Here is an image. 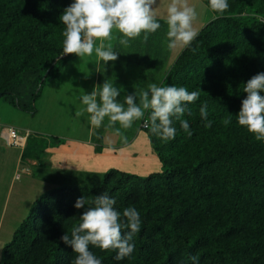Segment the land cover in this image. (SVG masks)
Masks as SVG:
<instances>
[{
	"label": "trees",
	"instance_id": "16d2710c",
	"mask_svg": "<svg viewBox=\"0 0 264 264\" xmlns=\"http://www.w3.org/2000/svg\"><path fill=\"white\" fill-rule=\"evenodd\" d=\"M201 1L211 10L208 0ZM72 2L0 0V99L36 112L34 103L47 81L59 78L77 57L62 56L43 81L62 55L65 26L59 17ZM228 3L223 14L211 10L215 19L192 42L197 52L184 49L158 84L200 93L187 105L191 115L183 117L192 136L174 121L175 139L163 142L152 133L147 113L138 120V131L146 133L163 171L141 177L111 169L100 182L99 175L85 174L90 183L60 186L41 196L4 247L1 264H72L76 254L60 237L71 236L80 222L83 209L74 204L83 196L90 206L104 192L116 199L121 212L137 209L141 230L134 237V252L123 260L115 259V251L90 246L102 264H192L191 256H198L199 264H264V142L236 118L246 96L243 84L264 72V22L257 19L264 16V0ZM130 46L118 50L128 56L123 69L151 59L150 40L143 43L141 37ZM108 64L113 76L118 66ZM204 101L211 128L199 115ZM229 117L232 123L224 126ZM64 144L59 137L28 134L21 159L43 167L47 150ZM92 144L96 153L103 151L102 136L93 135Z\"/></svg>",
	"mask_w": 264,
	"mask_h": 264
},
{
	"label": "clouds",
	"instance_id": "9594fccd",
	"mask_svg": "<svg viewBox=\"0 0 264 264\" xmlns=\"http://www.w3.org/2000/svg\"><path fill=\"white\" fill-rule=\"evenodd\" d=\"M208 3L216 13L223 14L229 9L228 0H208ZM159 7L160 0H73L59 17L65 26L61 57L74 54L83 59L95 52L98 71L99 61L107 64L119 58L112 44L104 43L112 38L113 31L121 34L119 44L124 48L141 36L142 42L147 43L150 36L161 28ZM197 15L196 7L189 0H170L163 17L167 25L166 46L169 51L191 49L193 54L197 52L198 48L191 47L199 34L195 27ZM257 19L264 22V16ZM243 92L246 96L236 115L237 123L253 134L257 141L264 142V95H261L264 92V72L257 73L244 83ZM120 96V90L106 80L102 85L95 86L90 94L82 95L85 107L75 115L80 117L87 113L93 129L102 127L107 118L106 127L113 129L114 135L125 144L127 137L121 129L131 128L146 113L152 133L163 142L175 139L177 129L173 126L174 121H179L182 130L192 136L189 122L183 117L185 113L191 115L187 105L199 99L198 91L189 92L184 86L152 83L147 90L127 94L122 102ZM199 115L204 127L211 128L213 122L209 119L207 101L202 103ZM222 123L228 126L232 123L231 118H225ZM117 124L119 127H116ZM116 204V199L107 192L96 195L90 206H86L89 201L85 197L77 199L74 207L83 209L79 215L80 222L73 227L71 236L65 233L60 237V241L76 254L72 264H102L90 246L102 251H115L116 260L132 255L134 237L141 230L140 214L131 206L121 212ZM190 260L192 264H199L198 256H191Z\"/></svg>",
	"mask_w": 264,
	"mask_h": 264
},
{
	"label": "rangeland",
	"instance_id": "374dc122",
	"mask_svg": "<svg viewBox=\"0 0 264 264\" xmlns=\"http://www.w3.org/2000/svg\"><path fill=\"white\" fill-rule=\"evenodd\" d=\"M169 2L170 0H160L158 13L161 17L159 20L161 28L149 38L153 48L149 54L151 59L145 63L139 64L135 61L130 69H123V65H127L124 60L128 56L123 57L124 54H120L115 61L118 66L117 72L111 76L110 65L104 64L103 61H99L97 71L98 58L93 52L91 56H85L83 59L78 56L72 59L64 66L59 78L47 81L40 97L34 103L36 112H24L5 99H0V264L3 261L4 247L13 240L15 232L27 219L34 202L41 196L66 184L79 185L83 181L90 183L91 179L87 181L85 174L99 175L97 182H100L101 175L111 169L141 177L163 171L146 133L138 131L139 121L134 122L127 130L121 129L127 137L125 144L119 136L114 135L113 129H108L106 126L93 129L88 122L87 113L80 117H76L75 114L85 107L82 104V95L90 94L95 86L102 85L106 80L120 90L121 102L129 93L147 90L149 84L160 85L164 75L184 50L177 49L171 52L166 46L167 25L163 17ZM189 3L196 7L198 15L195 27L199 33L204 26L215 19V15L201 0H189ZM120 38L121 34L114 30L112 38L104 43L106 45L111 43L113 51L117 53L119 49L122 51L129 49L131 46L124 48L119 44ZM116 127L119 125L117 124ZM6 128L16 130L20 136L38 134L50 140L59 137L65 140V143L66 139H88L92 142L93 135L102 136L104 146L102 152L105 151V154L99 158L102 165L98 166L102 171H86L80 181L76 175L67 173H60L56 175L57 180H52L53 172L47 163L49 155L47 154L46 164L43 167L32 165L26 160L22 161V149L10 146L1 135ZM151 158H155L156 161ZM24 169H28L30 174H26ZM95 180L96 178L92 182Z\"/></svg>",
	"mask_w": 264,
	"mask_h": 264
},
{
	"label": "crops",
	"instance_id": "0c3cea01",
	"mask_svg": "<svg viewBox=\"0 0 264 264\" xmlns=\"http://www.w3.org/2000/svg\"><path fill=\"white\" fill-rule=\"evenodd\" d=\"M142 141L144 142L145 140ZM47 154L49 155L47 163L53 172L52 180H57L56 175L60 173H67L76 175L80 181V178L82 179V175L86 171H102L98 167L102 165V161L99 158L102 154H105V151L101 154H96L95 146L88 139H66L64 145L47 150ZM154 159L151 158V160L156 161ZM27 162H30L32 165H37L35 161L29 160ZM24 172L30 174L28 169H24Z\"/></svg>",
	"mask_w": 264,
	"mask_h": 264
},
{
	"label": "built area",
	"instance_id": "2783aa9c",
	"mask_svg": "<svg viewBox=\"0 0 264 264\" xmlns=\"http://www.w3.org/2000/svg\"><path fill=\"white\" fill-rule=\"evenodd\" d=\"M145 127H147V125H145ZM2 136L7 140L10 146L23 149L26 144L28 134L26 136H20L16 130L6 128L4 129Z\"/></svg>",
	"mask_w": 264,
	"mask_h": 264
},
{
	"label": "water",
	"instance_id": "95a60500",
	"mask_svg": "<svg viewBox=\"0 0 264 264\" xmlns=\"http://www.w3.org/2000/svg\"><path fill=\"white\" fill-rule=\"evenodd\" d=\"M61 58H62V57L58 58V59L55 61V63L51 66V68L47 71V73H46V75H45L43 81L46 79V77L48 76L50 70L53 68V66L56 64V62L59 61ZM0 98H1V95H0Z\"/></svg>",
	"mask_w": 264,
	"mask_h": 264
}]
</instances>
